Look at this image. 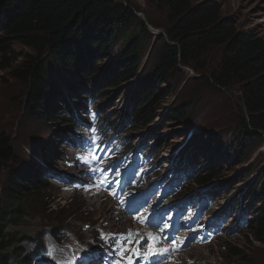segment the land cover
I'll return each mask as SVG.
<instances>
[{
    "label": "trees",
    "instance_id": "obj_1",
    "mask_svg": "<svg viewBox=\"0 0 264 264\" xmlns=\"http://www.w3.org/2000/svg\"><path fill=\"white\" fill-rule=\"evenodd\" d=\"M146 6L164 15L168 27L164 37L154 38L161 48L154 66L147 74L139 75L143 43L152 34L137 14H143L148 26H156L147 11L129 1L0 0V69L9 71L13 79L26 86L25 113L41 123H56L63 118L61 103L53 102L55 85L50 74H58L70 89V79L82 85L111 88L135 82L139 88L129 117L132 130L140 132L153 120L141 113L144 108L172 97L170 78L178 67L205 72V60L217 52L216 62L206 76L193 80L216 90L236 91L243 114L239 126L249 137L264 133V38L238 30L232 20L222 17L221 5L215 0L195 4L192 0H146ZM15 43L31 54L16 53L12 49ZM70 102L73 104L74 100ZM196 103V97L189 96L170 105L166 111L168 118L178 121L188 117ZM12 159L11 141L2 133L0 163ZM215 178L213 171H202L197 173L194 183L205 187ZM34 196L40 198L43 206L54 207L51 214L56 219L52 226L57 229L48 231L53 236L59 235L64 223L75 215L71 211L73 201L62 206L56 203V192L41 174L36 176L33 171L24 181L10 170L0 201V264H8L12 259L32 264L36 253L28 254L18 245L32 243L35 249L42 246V234L31 240L8 233L30 218L29 203ZM253 196L260 208L249 222L246 236L263 243L264 183ZM78 212L82 213V209ZM222 247L223 259L237 256L229 244Z\"/></svg>",
    "mask_w": 264,
    "mask_h": 264
},
{
    "label": "rangeland",
    "instance_id": "obj_2",
    "mask_svg": "<svg viewBox=\"0 0 264 264\" xmlns=\"http://www.w3.org/2000/svg\"><path fill=\"white\" fill-rule=\"evenodd\" d=\"M127 1L140 10L147 11L156 28L148 26L143 14H137L146 26L162 33L168 27L165 16L147 7L146 0ZM201 1L204 0H192V4ZM215 1L221 5L222 17L232 20L238 30L252 32L264 38V0ZM143 44L142 68L138 72L139 75L149 72L161 51L159 42L155 41L152 35ZM118 46H115V50ZM12 49L19 54H31L18 43L12 44ZM216 59L217 52L207 57L205 61L208 67L205 72L198 70L194 72L188 68L178 67L170 78L174 89L172 97L161 100L152 108L145 107L142 112L140 111L151 116L152 122L143 131L130 130L126 137L135 136L134 140H155L152 143L157 160L166 162L173 157L185 158L195 171H213L216 178L210 189L218 198L221 212L240 209L247 213L249 220H253L260 208L253 194L258 192L264 183V133L259 132L257 137H249L245 133L247 131L239 126L243 114L236 91L216 90L212 85L193 80L203 79ZM50 76L55 85L53 102H60L59 106L64 113L62 115L64 119L51 124L36 121L25 113L23 101L26 86L13 79L9 71L0 69V134L3 133L9 138L13 150L12 161L0 163V201L10 170L24 181L30 178L33 171L39 176L50 169L57 170L56 166L62 164L61 152L68 149L63 142L64 138L79 132L72 119V112L78 111L77 117L83 123H87L84 109L89 96L93 95L95 107L102 115L108 116L109 124L114 121L116 125L122 119H129L131 109L136 104V89L139 88V84L136 85L135 82L111 88L109 85L101 87L82 85L81 82L70 79L69 84H73L71 87L73 90L65 87L66 82H62L58 74ZM189 96L196 97L197 103L193 111L182 120H170L166 113L168 107L180 100L188 99ZM71 100H74L73 104ZM56 172L66 171L58 169ZM256 183L259 185L252 192ZM50 184L58 196L56 203L63 205L72 198L75 204L71 208L75 215L64 223V229L67 231L64 236L67 238L89 239L97 228L99 218L105 221L100 226L102 228L119 229L124 226L123 220L112 214L110 205L89 203L88 199L70 194V191L63 193ZM191 188L195 186L188 187L189 190ZM29 206L30 218L21 221L18 227L9 229L8 233L35 240L41 234L45 235L44 232L51 230V227L56 229L52 226L56 219L51 214L54 207L49 209L48 205L43 206L40 198L36 196L30 199ZM82 208L88 212L78 213L77 211ZM86 226L89 227L88 230H85ZM246 230L241 231L239 236L226 237L210 246L185 253L183 264H264V242L258 243L247 239ZM224 244H229L234 251L236 250L237 256H227L223 259ZM18 246L24 251L28 248L24 243ZM8 264L20 263L12 259Z\"/></svg>",
    "mask_w": 264,
    "mask_h": 264
},
{
    "label": "snow or ice",
    "instance_id": "obj_3",
    "mask_svg": "<svg viewBox=\"0 0 264 264\" xmlns=\"http://www.w3.org/2000/svg\"><path fill=\"white\" fill-rule=\"evenodd\" d=\"M97 139H98L97 137H92L90 143L95 145ZM88 155H90L93 160L96 159L95 155L92 154L91 149H89ZM80 159L84 160L86 163L88 156H82L80 157ZM92 171H95V170H92ZM101 174H103V170H101ZM106 182L107 180L105 178L104 180L100 181V184H103ZM84 187H85V190H88L91 187V185H85ZM137 219L140 220L141 224H144L146 222L145 219L143 218L137 217ZM161 231H163V229H161ZM136 235H140V234L136 233ZM100 238L104 239L105 234L101 232ZM111 239H113L115 243V247H113L112 249V254L115 257L112 261V264H133V257L143 256V258H149L151 256L164 255L171 251L178 250V242L176 240L170 241L171 247L160 248L159 243H160L161 237L155 236L151 233L147 234V250L144 253L140 252L139 247L133 246L134 243L138 245L139 241H133V233L131 231H129L126 235L120 234L118 237H111ZM179 243L182 244V241ZM54 251L55 250L50 247L45 254L50 259L54 260L55 264H75L74 257L68 258L66 260H56L53 255Z\"/></svg>",
    "mask_w": 264,
    "mask_h": 264
},
{
    "label": "water",
    "instance_id": "obj_4",
    "mask_svg": "<svg viewBox=\"0 0 264 264\" xmlns=\"http://www.w3.org/2000/svg\"><path fill=\"white\" fill-rule=\"evenodd\" d=\"M138 17H140V16H138ZM147 28L150 31V33L153 35L154 38H159V37L164 36V34L162 32H160V31H158V30H154V29H152V28H150L148 26H147ZM185 71L188 72V70H186V69H185Z\"/></svg>",
    "mask_w": 264,
    "mask_h": 264
},
{
    "label": "bare ground",
    "instance_id": "obj_5",
    "mask_svg": "<svg viewBox=\"0 0 264 264\" xmlns=\"http://www.w3.org/2000/svg\"><path fill=\"white\" fill-rule=\"evenodd\" d=\"M184 150V149H183ZM88 157H90L91 158V156L89 155ZM85 196H89V193H85ZM91 202H93L92 200H90ZM88 202V201H87ZM90 203V202H89ZM88 203V204H89ZM87 204V203H86ZM226 206V205H225Z\"/></svg>",
    "mask_w": 264,
    "mask_h": 264
}]
</instances>
